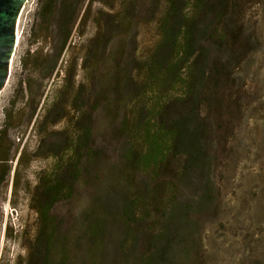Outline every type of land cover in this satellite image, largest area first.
<instances>
[{"label":"rangeland","instance_id":"obj_1","mask_svg":"<svg viewBox=\"0 0 264 264\" xmlns=\"http://www.w3.org/2000/svg\"><path fill=\"white\" fill-rule=\"evenodd\" d=\"M46 1L29 0L25 6L9 81L0 93V131H7L12 146L11 171L0 185V264L29 260L39 226L32 204L41 175L66 160L75 144L86 146L74 197L54 208L62 230L79 236L95 194L112 200L110 188L122 176L128 150L138 146L128 136L135 120L158 96L177 98V92H158L153 83L123 81L137 64L133 53L142 62L158 39L154 0H137L133 9L121 7V0H85L62 52L60 12L43 19ZM236 2L225 21L214 14L207 19L211 28L241 25L246 38L236 48L205 42L207 75L198 105L199 120L209 127L210 166L177 182L172 173L184 164L179 155L163 176L172 181L165 198L189 206L211 180V202L189 210L196 222L187 241L192 246L188 258L178 256V264H264V0ZM183 103L188 109L189 103ZM172 108V113L181 110ZM22 150L26 155L19 165ZM134 178L133 198L151 187L143 172ZM144 216L145 222L132 223L139 231L124 248L126 264H137L148 250L155 216ZM144 216L138 211L135 219Z\"/></svg>","mask_w":264,"mask_h":264},{"label":"trees","instance_id":"obj_2","mask_svg":"<svg viewBox=\"0 0 264 264\" xmlns=\"http://www.w3.org/2000/svg\"><path fill=\"white\" fill-rule=\"evenodd\" d=\"M136 1L121 0V7L133 9ZM154 1L156 10L153 17L157 18L158 39L148 58L142 62L136 51L133 53V61L137 64L125 72L123 81L128 84H137L140 80L144 85L153 83L158 92H177V98L158 96L157 101L135 120L128 136L138 146L134 147L131 142L134 146L128 150L124 168L119 170L123 185H118V180H122L119 176L115 181L117 183L110 188L112 200L95 194L92 207L82 217L79 236L62 230L54 208L60 201L74 197L83 170L84 155L81 154L86 146L75 144L74 152L66 160H60L49 174L40 176L32 204L38 214L39 226L27 264H77L79 259L83 264H126L124 248L129 238H135L139 231L132 227V223L145 222L144 215L147 213L155 216V230L148 235V250L136 259L137 264H178L179 255L188 258V248L192 245L187 241L194 234L196 224L189 210L206 207L211 202V180L208 179L202 195L189 206L165 198L172 181H165L163 176L169 175L168 171L173 166L171 159L179 155L184 156V164L181 169L173 170L172 175L177 182L187 181L190 171L210 166L209 148L205 142L209 127L199 120L198 105L199 93L207 75L204 60L209 49L206 43L218 41L223 46L236 48L246 38L241 25L211 28L207 24L212 14L221 22L225 21L229 8L239 0ZM84 2L47 0L41 7L43 19L52 18L56 10L60 12V30L64 35L60 52L66 47ZM83 20L84 15L80 24ZM57 61L52 64L50 74ZM184 101L189 103L188 109L184 107ZM173 105L181 108L179 113H172ZM0 133L1 185L11 171L12 146L7 131ZM25 155L26 150H22L19 165ZM88 156L92 158L93 154ZM138 171L151 179V187L147 185L139 189L141 193L133 198L132 183ZM138 211L144 219H135ZM181 239L185 241H179Z\"/></svg>","mask_w":264,"mask_h":264},{"label":"water","instance_id":"obj_3","mask_svg":"<svg viewBox=\"0 0 264 264\" xmlns=\"http://www.w3.org/2000/svg\"><path fill=\"white\" fill-rule=\"evenodd\" d=\"M29 0H0V93L11 74L18 43V25Z\"/></svg>","mask_w":264,"mask_h":264},{"label":"built area","instance_id":"obj_4","mask_svg":"<svg viewBox=\"0 0 264 264\" xmlns=\"http://www.w3.org/2000/svg\"><path fill=\"white\" fill-rule=\"evenodd\" d=\"M29 2V1H28Z\"/></svg>","mask_w":264,"mask_h":264}]
</instances>
